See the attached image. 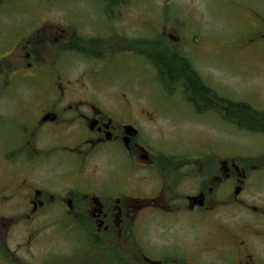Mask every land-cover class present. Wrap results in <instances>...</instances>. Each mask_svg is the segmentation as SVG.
Wrapping results in <instances>:
<instances>
[{
	"label": "flooded vegetation",
	"instance_id": "flooded-vegetation-1",
	"mask_svg": "<svg viewBox=\"0 0 264 264\" xmlns=\"http://www.w3.org/2000/svg\"><path fill=\"white\" fill-rule=\"evenodd\" d=\"M36 1L2 34L0 264H264V104L235 100L225 34L168 0ZM220 8L252 16L238 56L264 65V0ZM110 79L144 103L104 106Z\"/></svg>",
	"mask_w": 264,
	"mask_h": 264
},
{
	"label": "rangeland",
	"instance_id": "rangeland-1",
	"mask_svg": "<svg viewBox=\"0 0 264 264\" xmlns=\"http://www.w3.org/2000/svg\"><path fill=\"white\" fill-rule=\"evenodd\" d=\"M32 1V2H31ZM4 0L0 1V55L2 57L9 54L12 50L9 49L4 53V48L7 46V42L4 43V37L2 34L6 29H14L13 26L23 22V17L20 13L25 12L26 9H34L37 7L36 0ZM169 7L173 9H183L186 13V18H191L193 23H200L202 27H206L212 37L222 38L221 35L225 34V39L233 44V52L231 50L221 51L222 55L229 56L230 59L235 62L230 73L233 84V94L235 100L247 101L248 103L261 102L264 104V65H262L258 58V49L252 53L241 54L237 50L238 42H247L249 35L253 34V27L251 24L252 16L247 13H239L237 11H228L223 9L218 12L216 18L212 22L210 19L213 14L210 13V9H221L224 4L229 0H168ZM35 2V3H34ZM165 0H154L155 7L165 6ZM227 10V11H226ZM27 12V11H26ZM198 21V22H197ZM232 35V37H230ZM217 39V40H218ZM216 40V41H217ZM221 40H219L220 42ZM14 46V45H13ZM222 47H218V51ZM209 51L213 52L212 48L208 47ZM239 61V62H238ZM238 62V63H236ZM221 73L227 75L223 70L219 69L218 78L221 77ZM117 78V77H116ZM106 91L102 104L108 107L111 94L116 89H124L129 95L130 103L137 104L144 103V94L147 92L145 87L138 86L135 80L125 81L124 79H110V82H106ZM136 89V90H135ZM29 88L25 89L24 96H28ZM135 92V94L133 93ZM110 94V95H109ZM29 97V96H28ZM106 102V103H105ZM15 103V99H6L0 102V112L4 113L8 110H12V104ZM113 110V106H110ZM162 123V122H160ZM164 134L175 135L178 139H183L186 145L189 143H196L199 141V129L193 123H183V126L172 131V127L165 123L163 128ZM241 135V134H240Z\"/></svg>",
	"mask_w": 264,
	"mask_h": 264
}]
</instances>
